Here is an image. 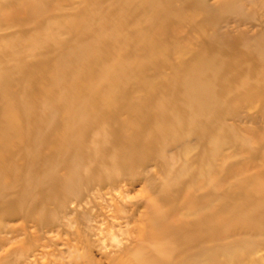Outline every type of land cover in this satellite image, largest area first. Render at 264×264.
<instances>
[{"label":"rangeland","instance_id":"1","mask_svg":"<svg viewBox=\"0 0 264 264\" xmlns=\"http://www.w3.org/2000/svg\"><path fill=\"white\" fill-rule=\"evenodd\" d=\"M262 38L264 0H0V264H264Z\"/></svg>","mask_w":264,"mask_h":264},{"label":"bare ground","instance_id":"2","mask_svg":"<svg viewBox=\"0 0 264 264\" xmlns=\"http://www.w3.org/2000/svg\"><path fill=\"white\" fill-rule=\"evenodd\" d=\"M208 8V7H206ZM258 46V51L261 54H264V38L260 39L259 42L257 43ZM71 163H72V169L73 171H76L77 169V159L76 156H71ZM75 183V178L72 176L67 177L66 179H64V187H67L68 185H73ZM67 185V186H66Z\"/></svg>","mask_w":264,"mask_h":264}]
</instances>
